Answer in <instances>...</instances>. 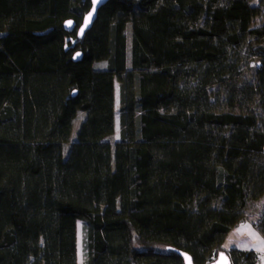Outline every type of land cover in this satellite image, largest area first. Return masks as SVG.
Returning a JSON list of instances; mask_svg holds the SVG:
<instances>
[{"label": "trees", "instance_id": "1", "mask_svg": "<svg viewBox=\"0 0 264 264\" xmlns=\"http://www.w3.org/2000/svg\"><path fill=\"white\" fill-rule=\"evenodd\" d=\"M250 2L108 0L77 38L90 0H0V264H77L79 220L82 264H183L176 249L260 264L222 246L264 194V0ZM253 225L264 234V207Z\"/></svg>", "mask_w": 264, "mask_h": 264}, {"label": "crops", "instance_id": "2", "mask_svg": "<svg viewBox=\"0 0 264 264\" xmlns=\"http://www.w3.org/2000/svg\"><path fill=\"white\" fill-rule=\"evenodd\" d=\"M248 207L251 208L249 211H247ZM248 207L243 213L245 222L232 227L224 238L222 246L227 250L231 248L253 250L260 254V264H264V234L253 225V222L260 218L264 207V194Z\"/></svg>", "mask_w": 264, "mask_h": 264}, {"label": "rangeland", "instance_id": "3", "mask_svg": "<svg viewBox=\"0 0 264 264\" xmlns=\"http://www.w3.org/2000/svg\"><path fill=\"white\" fill-rule=\"evenodd\" d=\"M261 0H251L252 5L259 4ZM262 22V18L260 16L255 17L254 19V25H258ZM124 34L126 36V61L127 65H129V59H130V24H128L124 30ZM106 65V61H96L94 63V66L97 68H103ZM115 130L112 134L105 137V140L109 141L111 145L113 146L114 142L118 138L119 134V120H118V109H119V83L115 81ZM86 113L83 111H78L75 118L72 122V129L70 136L62 146V156L63 158H66L67 152L70 148V145L75 140V136L78 130V127L81 123V121L85 118ZM258 208V207H257ZM251 208H247V211H249ZM258 212V209L257 211ZM77 264H82V242H81V221H77Z\"/></svg>", "mask_w": 264, "mask_h": 264}, {"label": "water", "instance_id": "4", "mask_svg": "<svg viewBox=\"0 0 264 264\" xmlns=\"http://www.w3.org/2000/svg\"><path fill=\"white\" fill-rule=\"evenodd\" d=\"M108 0H90L91 5L89 10L84 14L81 23L76 29L77 38H82L84 33L92 26L96 19L98 9L107 3ZM63 27L66 31H72L75 27L73 19H66L63 23ZM81 56L79 51L73 54V59L78 60ZM176 252L180 254L183 260V264H194L192 257L189 253L176 249ZM205 264H231L230 258L225 251H219L215 258Z\"/></svg>", "mask_w": 264, "mask_h": 264}]
</instances>
